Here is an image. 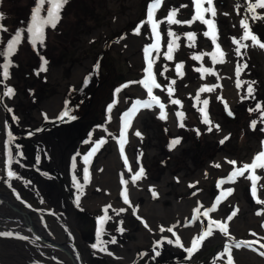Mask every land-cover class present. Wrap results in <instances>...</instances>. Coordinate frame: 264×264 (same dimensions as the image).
Instances as JSON below:
<instances>
[{
  "label": "rangeland",
  "instance_id": "1",
  "mask_svg": "<svg viewBox=\"0 0 264 264\" xmlns=\"http://www.w3.org/2000/svg\"><path fill=\"white\" fill-rule=\"evenodd\" d=\"M150 2L153 0H68L61 10V19L51 33L53 46L49 44L55 49L52 53L48 50L47 55L55 60L52 67H56V71L45 74L48 80L41 84L42 88L45 95L56 94V91V96L63 94L62 78L49 80V75L57 73L62 67L61 61L71 58L76 60V52H83L84 61L89 63V68L83 66V69H86L84 73L88 72L85 78L80 79L83 72L78 71L82 85L78 80L73 84L80 86L77 95L85 99V104L89 94H94L88 113L85 111L87 104L84 110H80L82 118L78 121L82 122H73L72 132L55 138L50 161L33 167L37 173L40 172V178L37 179L36 174L29 178L22 175L28 183L17 184L19 198H14L12 191L0 182V190L15 205L19 204V208H23L21 212L33 211L35 218L38 215L47 222L51 236L35 238L30 224L24 223L27 230L24 239L17 235L0 238V264H72L69 257L61 249L47 243L49 241L64 243V247L73 253L80 264H228L229 254L224 252L225 246H230L231 264H264V255L260 254L264 252V248L260 247V244H264V204H257L251 195V180L245 178L250 173L238 177L235 183L217 187L218 182L226 180L233 170L228 161H236V167L251 163L262 150L261 142L264 141V132L260 131L264 128L261 112L250 111L257 103L264 105V48L253 45L250 39L241 40L248 47L242 48L241 56H237L233 43V38L240 40L243 35L244 29L240 22L245 18L247 0H213L215 17L208 12L204 14L205 19H212L216 25L217 44L225 52L223 63H213L212 53L216 45L204 35L208 31L207 25L198 20L190 25L167 23V15L174 9L177 10L175 19L191 20L195 15L193 0H161L154 17L156 20L157 15V20L162 21L157 29L161 46L159 54L153 50L150 55L154 60L156 81L162 86L154 88L153 95L165 105L167 118H159L160 108L155 104L152 108H139L134 113L130 118L131 127L126 131V166L119 143L120 130L125 122L124 113L137 100L150 99L147 90L138 82L145 78L148 66L145 49L155 42V35L149 23L134 27L135 23L147 20L146 9ZM237 3L241 4L239 9L236 8ZM202 6L208 7L207 0ZM256 11L258 15L264 16V9ZM248 16L251 31L264 42V18L253 20L251 14ZM169 30L180 37L176 41L178 47L172 53L173 64L166 56L165 59L163 57L167 53L168 41L173 39L167 35ZM129 32L131 37H126ZM134 32L143 34V42L134 37ZM188 33H195L194 42L187 39ZM163 34L167 36L164 50ZM124 37L127 43L121 42ZM149 37L153 38V42L149 41ZM192 43L194 46L190 47ZM65 44L67 53H64ZM194 56H201V59L195 60ZM98 59V68L94 71ZM178 63L183 64L182 76L176 70ZM244 64L247 67L240 72L241 86L237 87L236 68ZM201 66L210 68L214 74L205 73L201 78V72L197 71ZM165 67L167 71L160 75ZM76 78L75 74L72 79ZM172 80L176 83L171 99L180 100L182 107L170 102L167 85ZM253 81L252 97L244 99L248 96L247 85ZM201 87L214 88L212 92L200 93L201 100L209 101V119L213 125H219L218 129L213 127L212 131H208L211 125L202 122L203 117L198 111L204 107L196 101V94ZM118 88L121 89L119 93L116 92ZM218 97H223L227 102L234 121L227 118L224 103ZM54 102L56 104L57 100ZM109 105H113L111 112L107 111ZM176 112L184 113V127H180ZM253 120L257 121L255 130L250 126ZM137 131L140 136L135 134ZM224 137L228 139L221 144ZM176 138L180 139V143L170 150L169 144ZM100 139L106 142L86 163L84 156ZM73 157L76 158L75 162ZM219 161L225 166L214 167ZM128 167H131V172ZM140 167L144 169V175L133 184L131 177ZM85 168L88 170L87 182ZM66 172L71 175L66 177ZM201 173L203 179L193 178ZM255 174L260 177L257 184L264 185V169H256ZM122 176L129 181L126 186L121 182ZM44 177H50L51 181ZM33 178L43 184L49 183L47 189L51 190V203L46 202L45 197L38 198V194L32 190L35 186L31 185L30 180L33 182ZM184 181L185 185L182 184ZM77 184L83 191L79 207L76 204ZM125 187L132 207L124 203L122 192ZM227 188L233 190L231 195L223 199L215 211L209 212L207 217L203 216L202 213L211 208L216 197ZM150 189L156 191V198ZM258 195H264V192H258ZM147 204L151 205L147 212L149 217L143 218L140 214ZM201 205L204 207L200 209L199 218L193 220V216L197 215L195 209ZM6 206L10 210L3 206L1 210L10 215L15 212L16 208ZM106 207L111 219L104 224L105 234L101 239L107 242L104 246L111 255L93 247L97 242V220L104 215L103 209ZM120 209L124 211L117 215ZM234 210L236 215L227 221V216ZM257 211H261L262 215H256ZM138 216L140 219H137ZM31 219L33 221V216ZM209 220L226 222L228 236L213 225L212 234L204 238L190 259H186L188 254L183 248L167 243V239L174 241L176 237L166 229L176 225L173 231L180 236L185 247H190L193 237L207 229ZM5 224L8 229L13 228L10 223ZM162 227L164 232L160 231ZM120 228L124 231L120 232ZM112 237H115L116 243H111ZM253 240H259V243L252 245L256 251L243 246L234 247L240 241ZM157 242H162L156 249L160 252L159 256L153 251ZM152 253L154 256L151 259Z\"/></svg>",
  "mask_w": 264,
  "mask_h": 264
},
{
  "label": "flooded vegetation",
  "instance_id": "2",
  "mask_svg": "<svg viewBox=\"0 0 264 264\" xmlns=\"http://www.w3.org/2000/svg\"><path fill=\"white\" fill-rule=\"evenodd\" d=\"M36 3L37 0H2V3H0V14H3L5 17L0 23L7 28L6 32H0V48L6 47L7 40L17 30L21 32V42L17 46V51L11 57L14 66L10 68V78L0 84V90H3L4 85H7L12 87L15 92L11 98L4 97L3 100L0 101V182L2 181V184L6 185V187L12 191V195L16 199L18 198L19 192L17 184L23 182L28 183L22 175H27L28 177L26 178H29L30 175L36 174L37 179L40 178V172L37 173L33 167L36 164L44 165L50 161L51 157H53L51 149L55 138L58 135H67L72 132L73 130L70 129L73 122H82L78 121L82 118L80 110H84L86 104L88 105L91 101L89 98L90 94L87 97L88 101L86 104L85 99L77 95V92L82 85V80L80 79L83 77L85 78L86 73L88 72L84 73L86 69H83V66L87 67V69L89 68V63L84 61L83 52H76L78 54L76 60L71 58L61 61L62 67L57 70V73L55 72L49 75V80L57 77L58 79L62 78L61 91H63V94L56 96V89V94L49 95L46 93L45 95V90L41 85L45 80H48L45 77V74L49 71H56V67H52L55 60L50 56H47L48 50L49 53H52V50L55 48L52 49V47L49 46L50 43L53 46V43L51 42L53 28L51 27L44 29L45 41L43 46L37 45L34 48L29 41L26 30L30 23L31 14ZM44 7L45 11L41 12L42 17L47 15L46 9L48 5L45 4ZM145 21L146 19H143L142 22L138 24L135 23L134 27L136 26V28H138L141 25H145ZM111 25L115 27L112 23ZM107 30L108 29H105V31ZM134 33L136 34L134 37L143 42V34L140 35L136 32ZM131 35L132 34L129 32L126 37H131ZM126 37H124L121 42H125L127 39ZM166 37L167 36L163 34V50L167 43ZM149 41L153 42V38L149 37ZM66 44L64 45V53L68 52ZM45 57L49 61V63L47 61L46 65L44 64V61L46 60ZM163 57L165 59V54H163ZM79 61H82L81 65L79 64ZM169 61L173 64L174 60ZM0 63H3L2 59H0ZM98 63L99 59L93 69L94 71L98 68ZM42 65H44L46 69L45 71H40ZM80 70L83 73L79 79L78 71ZM75 74L77 75V78L72 79ZM64 77L67 79V82ZM0 80H2V74H0ZM77 80L80 81V86L73 84V82ZM97 83L98 82L96 81V85ZM55 100H57L56 104L54 102ZM66 104L70 115L74 116L75 119L68 120L65 118L63 121L59 119L62 112L65 111ZM7 109H11V111H7ZM85 111L88 113V106L85 108ZM13 117H15V119H13ZM5 121H7V123H5ZM68 123L71 124L68 125ZM9 133L12 134L14 139L12 140L11 145L6 148ZM9 149L12 151L13 156L19 159V163L13 162L11 164V169L16 173V177L18 178H12L11 180H9L7 176V151ZM31 151L37 153L33 154ZM40 152H42V154H40ZM37 159H39V163H37ZM53 162L55 163V159ZM66 173V177L71 175H68V172ZM69 173H71L70 170ZM44 178L51 181L50 177ZM30 183L31 185L34 184L35 187L32 188V190L38 194V198L45 197V199H47L45 201L51 203V190L47 189L49 183L43 184L35 178H33V182L30 180ZM6 205H11L12 208H16V210L13 214L11 213L13 218L10 219L8 215L9 213H5V211L0 208V233L9 232L12 233V236L17 235L24 239L27 230L24 226L25 220L24 218L22 220L20 211L23 208H19V204V206L15 205L6 193L0 190V207L3 206L10 210ZM25 211L29 213L32 212L31 216H33L34 224L37 223L41 231H44L50 236L47 229V222L41 217H38L37 213L35 218V212L29 210ZM1 214H6L8 216H1ZM19 220L21 221L20 224ZM4 222L10 223L13 228L8 229ZM0 238H3V236H0ZM152 256H154V253L151 254V259Z\"/></svg>",
  "mask_w": 264,
  "mask_h": 264
},
{
  "label": "snow or ice",
  "instance_id": "3",
  "mask_svg": "<svg viewBox=\"0 0 264 264\" xmlns=\"http://www.w3.org/2000/svg\"><path fill=\"white\" fill-rule=\"evenodd\" d=\"M68 2V0H37L36 6L32 11L31 14V18H30V23L27 27V34H28V38L30 43L32 44V46L35 48L37 45L43 46L44 45V41H45V34H44V29L46 26H51L52 28H55L57 23L60 21L61 16H60V12L63 9L64 5ZM193 3L195 4V15L192 16L191 20L189 21H180L175 19L176 15H177V10H171L169 11L168 15H167V23L168 24H191L193 21H200L202 23H204L205 25L208 26V31L204 32V35L206 37H210L212 40V43L216 45L215 48V52L212 53V60L213 63L216 62H220L223 63L224 60V55L225 52H223L219 46V44H217V30H216V25L214 23V21L212 19H205V12L211 13V15L213 17H215L216 12H215V8L213 5V0H207V4L208 7L204 8L202 5L204 3V0H193ZM45 4L48 5L46 12L47 15L46 16H41V12L45 11ZM161 6V0H153V2H150L147 5V9H146V14H147V20L145 21L146 23L151 24L152 26V32L155 35V42L151 45L150 48H146L145 49V54H146V60L148 61V66L145 69V78L140 80L138 83H140L141 85L144 86V88L147 90V94L149 96V100H137L135 102V104H133L132 108L124 113V118H125V122L123 127L120 130V135H119V143H120V151H121V155L124 158L125 161V165L128 166V161H127V157L124 156V145L127 142L126 141V131L128 128L131 127V117L134 115V113L139 109V108H152L153 105H157L160 108V114H159V118L160 119H166L167 118V114L165 112V105L163 103H161L159 97H157L156 95H153V89L154 88H161V84L157 83L156 78H155V74L153 72V63L154 60L151 58V51L155 50L157 52V54H159V47H160V34L157 31L158 27H159V23H161L162 21H157L154 19L155 17V11L156 9H158ZM241 6L240 3H237L236 8L239 9ZM257 9H264V0H247L246 2V14H245V18L241 20V27L244 29L243 31V35L241 37L240 40H237L235 38H233V43L236 45V54L237 56H241V49L242 48H247L248 45L241 43V40L247 41V40H251L253 45H259V47L264 48V42H261L258 35L254 34L249 26L248 20H249V16L248 14H251L250 18L255 20V19H259V18H264V16H260L257 14ZM4 15L0 14V22L3 21L4 19ZM7 28L0 23V32H6ZM167 35L169 37H172L173 39L169 40L167 43V53L165 54L166 59L168 60H172L173 56L172 53L175 50L176 47H178L176 41L180 39V37L172 32V31H168ZM195 33H188L187 35V39L191 42L195 41ZM21 42V32L19 30H17L14 34H12L10 36V38L7 40L6 42V47L5 48H0V59L3 60V63H0V74H2V80H0V84L3 83V81H7L10 78V68L14 66L13 61L11 60L12 55L17 51V46L20 44ZM190 47L194 46V43L189 45ZM217 57H219V61H217ZM43 59V58H42ZM193 59L195 60H200L201 56H194ZM47 61H44V64L46 65ZM247 65H237L236 68V76H237V87L241 86V81L239 80V76H240V72L246 68ZM183 68V64H176V70L177 73L179 75H183L181 69ZM45 67L44 65L41 66L40 71H45ZM167 68L165 67L163 69V71L160 73V75H163V72H166ZM197 71L201 72V78H203V75L205 73L207 74H214L212 72V70L210 68H204L203 66H201V68L197 69ZM85 83H87V81H85ZM176 81L172 80L170 84L167 85V91H168V95L170 97V102L171 104H175V105H179V106H183L181 104V101L178 99H171L172 95L174 94L175 89L173 88V85H175ZM255 82H250L247 85V93L248 96L243 97L244 99H247L248 97H252V94L254 92V88H253V84ZM127 85H125L126 87ZM215 87H219V85H216ZM121 91L120 88L116 89V92L119 93ZM214 91L213 87H201L199 89V92H197L196 94V101L197 103H202L203 104V108L198 109V111L201 113L203 120L202 122L207 124V125H211L208 128V131H212L213 127H216L217 129L219 128V125H213L212 121L209 119L208 116V111H207V106L209 104V101L207 99L201 100L200 99V93L203 92H212ZM15 94L14 89L10 86L4 85L3 86V90H0V101L3 100L4 97H8L11 98L13 95ZM218 99H220L223 103L225 108H228L227 102L223 100V97H218ZM113 105H109L107 111L111 112ZM7 111H11V109H7ZM250 111H260L261 112V122L264 123V105H261L259 103H257L256 107L254 109H250ZM229 115H231L232 113L229 111L228 113ZM176 116L180 119V127H184L183 124V119H184V113L183 112H176ZM65 118H67L68 120H73L75 119L74 116L70 115L69 110L67 109V104L65 106V111L62 112V114L60 115L59 119L60 120H64ZM13 119H15V117H13ZM5 123H7V121H5ZM256 124L257 121L253 120L251 122V127L253 128V130H255L256 128ZM102 127V126H99ZM260 131L264 132V128H261ZM137 136H140V133L137 131L135 133ZM199 134V133H198ZM91 135V134H90ZM14 139V137L12 136L11 133L8 134V141L6 144V148L11 145L12 140ZM228 137H224L223 140L220 141L221 144H223L225 142V140H227ZM106 141L104 139H100L99 141L95 142V146L91 149V151H89V153L84 156V160L87 163L89 160V157L92 156L98 149L99 147L105 143ZM180 143V139L176 138L173 139L170 144H169V149L171 150L172 148H174L177 144ZM262 144V150L252 159L251 163H244L242 165V167H236L237 162L236 161H228L229 164H231L233 166V170L230 172V174L227 176L226 180H220L217 184V187L220 188L222 185L226 184V183H235L236 179L238 177H243L245 175V173H250L249 176L245 177L247 179L251 180V195L253 196V198H255V202L257 204H264V195H258V192H264V185H258L257 184V180L260 178L258 175L255 174L256 169H264V141L261 142ZM77 155H79V153H77ZM75 157H73V162H75ZM7 162H8V172H7V176L8 179L11 180L12 178H18L16 177V173L11 169V164L13 162L19 163V159L15 158L13 156L12 151L9 149L7 151ZM37 163H39V159H37ZM23 166V165H21ZM214 167H221L220 164H215L213 165ZM129 172L132 171L131 167H128ZM87 168L84 169L85 172V182H87ZM144 175V169L142 167L139 168L138 171H136L132 177H131V182L134 184L137 180H139L142 176ZM73 182L76 183L75 177H73ZM121 182L122 184H124L125 186L129 183L128 180H125L122 176L121 178ZM189 187H195V185H189ZM77 190H78V194L76 196V204L79 207V200H80V196L83 195V191H82V187L77 184ZM150 191H152V195L154 198L157 197V193L155 190L150 189ZM232 189L231 188H227L224 189L220 192L219 196L216 197V202L212 204L211 208L206 209L202 215L207 217L209 212H213L216 210L217 205L223 200L226 199L228 196L231 195L232 193ZM193 195H196V193H193ZM122 196L124 198V203L128 204L129 207H132V204L129 200V196H128V191H127V187H125L124 191L122 192ZM19 198V197H18ZM108 207H111V205H109ZM108 207H106L105 209H103L104 215L99 217L97 220L98 223V228L96 231V237H97V242L95 245H93L94 248H96L99 251L102 252H106L108 253V249L104 246L107 242L103 241L101 239V237L105 234L104 233V224L106 223L107 220L111 219V217L108 215ZM204 205H201L199 208L195 209V213L197 215L193 216V220H196L199 218V214H201L200 209L203 208ZM124 211V209H120L119 211H117V215L120 214V212ZM133 214H135V208H133ZM256 215H262L261 211H257L255 213ZM236 215V210H234L231 214H229L226 218L227 221H231L233 219V217ZM137 219H140V217L138 216ZM143 222V221H142ZM120 223H123V221H121ZM216 226L217 228H219L225 236H228V226L227 223H221L218 222L216 220H209V225L207 227V229L202 231L201 235H198L196 237H193V239L191 240V246L190 247H185L184 243H182L180 236L177 235V233L175 231H173L174 228H176V225H172L171 227L167 228L166 230L172 234V236L176 237L175 240L173 241L172 239H167V243L169 244H175V246L177 247H181L184 249V251L187 252V257L186 259H190L191 255L193 254V252L195 250H198V246L200 245V243L204 240L205 237L209 236L212 234V226ZM264 226V225H262ZM145 227L147 228L148 225L145 224ZM120 232H123L124 229L120 228L119 229ZM161 232H164L165 229L162 227L160 229ZM12 233H0V236H11ZM253 236L256 235V233H252ZM21 239H23V237H21ZM111 243H116V239L115 237H112L111 239ZM162 242H157L156 245L153 248V251L155 252V254L157 256L160 255L159 251H156L157 248H159L161 246ZM259 243V240H253V241H240L239 243L235 244L234 247H248L250 249H252L253 251H256L255 248L252 247L253 244ZM260 247L264 248V244H260ZM230 246H225L224 252L228 253V264H231V260L232 257L230 255ZM109 255H111V253H108ZM261 255H264V252L260 253ZM220 258V257H218Z\"/></svg>",
  "mask_w": 264,
  "mask_h": 264
},
{
  "label": "bare ground",
  "instance_id": "4",
  "mask_svg": "<svg viewBox=\"0 0 264 264\" xmlns=\"http://www.w3.org/2000/svg\"><path fill=\"white\" fill-rule=\"evenodd\" d=\"M216 164H220L221 165V167H219V168H222V167H224L225 165L224 164H222L221 163V161H219L218 163H216ZM211 170V169H210ZM205 175V174H204ZM194 179H203V173H201L200 175H197L196 177H193ZM185 182L186 181H184L182 184L183 185H185ZM147 207H145L144 209H143V211H142V213L140 214V215H142V217L143 218H147V217H149V214H147V212H148V209L150 210V206L151 205H146ZM149 206V207H148ZM21 211V210H20ZM145 213L147 214V215H145ZM13 214V213H12ZM4 214H1V216H3ZM21 216H22V220H23V218H24V220H25V223L26 222H28V224H30V226H31V228H32V230L34 231V233L35 234H38L39 235V233L41 234V235H39L40 237H42V238H46V237H48V235L44 232V231H41V229L39 228V226H37L36 224H34L33 223V221H32V219H31V213H29V212H27V213H24V212H21ZM9 217H10V219H12L13 218V216H11L10 214H9ZM150 220V219H149ZM23 222V221H22ZM21 223V221L19 220V224Z\"/></svg>",
  "mask_w": 264,
  "mask_h": 264
},
{
  "label": "water",
  "instance_id": "5",
  "mask_svg": "<svg viewBox=\"0 0 264 264\" xmlns=\"http://www.w3.org/2000/svg\"><path fill=\"white\" fill-rule=\"evenodd\" d=\"M93 94H94V92L93 93H91V95H90V100L92 99V96H93ZM90 103H91V101L89 102V104H88V107H89V105H90ZM229 108H225L224 109V113H225V115L227 116V118L228 119H230L231 121H234V115H233V113L231 114V115H229L228 113H229ZM72 123V122H71ZM71 123H68V125H70ZM8 206H10V205H8ZM30 229H31V231L33 232V230H32V228L30 227ZM33 234H34V232H33ZM34 237L35 238H39V239H43L42 237H40L39 235H34ZM47 243H49L50 245H52V246H54V247H56V248H58V249H61L66 255H67V257H69V259L71 260V262H72V264H80V262L78 261V260H76V258L72 255L73 253L68 249H66L64 246L65 245H63L64 243H60V242H53V241H49V242H47Z\"/></svg>",
  "mask_w": 264,
  "mask_h": 264
},
{
  "label": "trees",
  "instance_id": "6",
  "mask_svg": "<svg viewBox=\"0 0 264 264\" xmlns=\"http://www.w3.org/2000/svg\"><path fill=\"white\" fill-rule=\"evenodd\" d=\"M244 14H246V11H245V9H244Z\"/></svg>",
  "mask_w": 264,
  "mask_h": 264
}]
</instances>
